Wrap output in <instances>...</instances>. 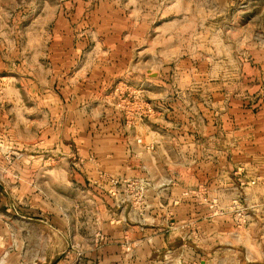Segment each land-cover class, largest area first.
<instances>
[{"label":"crops","instance_id":"1","mask_svg":"<svg viewBox=\"0 0 264 264\" xmlns=\"http://www.w3.org/2000/svg\"><path fill=\"white\" fill-rule=\"evenodd\" d=\"M135 63L121 56L57 59L50 63V82L29 79V86L22 82L5 89L0 173L18 176L7 181L15 197L4 196L0 220L6 238H20L19 245L5 247L7 253L12 248L31 253L27 240L33 232L48 243L46 250L35 247L38 264H60L61 251L73 239L82 245L68 251L72 264H182L189 256L203 264L204 240L233 231L232 214L217 210L220 192H231L227 205L236 201L237 189L262 196L263 181L255 187L249 180L255 175L264 180L262 98L229 103L225 124L235 142L204 153L200 143H218L221 124L214 109L198 100L200 90L165 85L160 73L131 69ZM101 97L104 104L98 102ZM98 106L115 116L92 117ZM192 110L209 113L202 120L206 131ZM172 141L194 149L175 155L167 144ZM8 147L24 149L14 164L4 154ZM63 162L74 164L75 171L61 167ZM61 172L68 173L63 182L68 188H61ZM47 174L57 180L52 193L45 185ZM115 178L121 182L114 183ZM142 179L148 185L140 201L135 186ZM71 186L82 190L83 198H61L63 189L71 195ZM6 187L0 182V194Z\"/></svg>","mask_w":264,"mask_h":264},{"label":"rangeland","instance_id":"2","mask_svg":"<svg viewBox=\"0 0 264 264\" xmlns=\"http://www.w3.org/2000/svg\"><path fill=\"white\" fill-rule=\"evenodd\" d=\"M117 56L136 61L131 69L160 73L165 85L200 90L198 100L214 109L221 124L218 143L202 142L201 150L210 152L213 146L226 150L235 142L227 135L228 104H245L259 98L264 102V0H0V106L9 97L5 90L8 86L16 87L22 82L29 86L36 80L50 82L53 60L68 63L78 57L80 61H93ZM168 73L170 77L163 79ZM104 99L98 102L104 104ZM107 112L115 116V111H106L102 106L91 111L92 117L99 119ZM189 112L200 115L197 122L201 131H206L208 126L202 120L209 113ZM140 116L145 121L149 115L144 111ZM18 129L25 133L23 127ZM167 144L175 155L194 149L191 143ZM2 147L6 145L0 141ZM21 150L24 149L8 147L4 154L14 164ZM60 166L76 169L67 162ZM67 171L69 176L75 175ZM68 173L61 172V188H68L63 184ZM17 176L0 173V182L5 181L7 186L0 194V214L6 210L4 196L15 197L13 185H7V181ZM46 176L47 192L52 193L57 180L52 174ZM261 179L255 175L249 179L250 184L256 187L259 181L264 183ZM147 183L146 179L139 181L140 201L144 200ZM69 189L71 195L63 189L60 197L83 198L82 190L72 186ZM261 191L260 197L259 192L245 194L243 189H237L236 201L230 205L227 197L231 202V192H220L217 210L232 214L233 231L230 228L229 233L204 240L203 264H264V190ZM8 227L11 228L9 224ZM3 229L0 220V264H38L35 247L46 250V240L38 241L32 232L27 240L31 253L20 254L14 248L7 253L5 247L19 245L20 238H6ZM69 244L59 255L60 264H72L66 256L68 251L82 245L75 239ZM182 264L200 263L189 256Z\"/></svg>","mask_w":264,"mask_h":264},{"label":"built area","instance_id":"3","mask_svg":"<svg viewBox=\"0 0 264 264\" xmlns=\"http://www.w3.org/2000/svg\"><path fill=\"white\" fill-rule=\"evenodd\" d=\"M140 141V140H139ZM112 181L114 182V183H118V182H121V180L120 179H112ZM253 183L255 182V180H253L252 181ZM137 184V185H136ZM135 185V188H136V191H135V194H136V196H137V198H138V200H140V196H139V193L137 192V190H138V188H139V182L138 183H136Z\"/></svg>","mask_w":264,"mask_h":264}]
</instances>
